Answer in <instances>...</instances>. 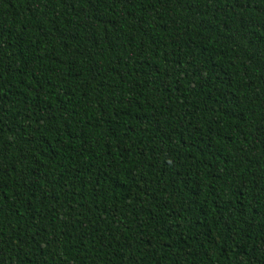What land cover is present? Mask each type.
Returning <instances> with one entry per match:
<instances>
[{"label": "trees", "instance_id": "trees-1", "mask_svg": "<svg viewBox=\"0 0 264 264\" xmlns=\"http://www.w3.org/2000/svg\"><path fill=\"white\" fill-rule=\"evenodd\" d=\"M0 264H264V0H0Z\"/></svg>", "mask_w": 264, "mask_h": 264}]
</instances>
